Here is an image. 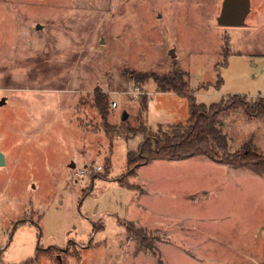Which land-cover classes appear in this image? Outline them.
Segmentation results:
<instances>
[{
  "label": "rangeland",
  "instance_id": "374dc122",
  "mask_svg": "<svg viewBox=\"0 0 264 264\" xmlns=\"http://www.w3.org/2000/svg\"><path fill=\"white\" fill-rule=\"evenodd\" d=\"M223 2L0 0V264H264V176L203 156L128 175L130 129L189 119L134 72L183 71L199 104L264 102V0L240 27ZM221 118L230 152L264 157V117Z\"/></svg>",
  "mask_w": 264,
  "mask_h": 264
},
{
  "label": "trees",
  "instance_id": "16d2710c",
  "mask_svg": "<svg viewBox=\"0 0 264 264\" xmlns=\"http://www.w3.org/2000/svg\"><path fill=\"white\" fill-rule=\"evenodd\" d=\"M186 75L177 70L164 75L152 72L132 74L137 83L153 80L157 92L175 93L186 98L189 103V119L184 124H173L166 128L159 126L157 131L146 125H141L136 130L130 129L134 135L141 134L143 139L137 151L128 153V175H136L137 169L147 162L181 161L203 156L235 169H247L264 176V157L253 150L250 144H246L240 151L230 152L229 137L224 132L221 118L230 110L239 108L249 119L264 117V102L260 101L252 106L246 98L234 95L209 106L199 104L195 96L196 90L185 81ZM221 84L222 81L219 80L217 88ZM95 103L100 113L106 116L108 96L99 95ZM125 186L134 187L127 182Z\"/></svg>",
  "mask_w": 264,
  "mask_h": 264
},
{
  "label": "water",
  "instance_id": "95a60500",
  "mask_svg": "<svg viewBox=\"0 0 264 264\" xmlns=\"http://www.w3.org/2000/svg\"><path fill=\"white\" fill-rule=\"evenodd\" d=\"M250 12L251 0H224L217 21L218 24L223 27L244 26ZM128 116V112L124 111L122 114V120L126 121ZM5 164V155L0 150V167L4 166Z\"/></svg>",
  "mask_w": 264,
  "mask_h": 264
},
{
  "label": "crops",
  "instance_id": "0c3cea01",
  "mask_svg": "<svg viewBox=\"0 0 264 264\" xmlns=\"http://www.w3.org/2000/svg\"><path fill=\"white\" fill-rule=\"evenodd\" d=\"M252 6V5H251ZM117 107V106H116ZM0 150L2 151V149L0 148ZM3 153H4V155H5V160H6V164H7V155H6V153L4 152V151H2ZM83 158V157H82ZM83 161L85 160L84 158L82 159ZM187 160V159H186ZM189 160V159H188ZM181 161H184V160H181ZM85 162H87V159L85 160ZM88 163V162H87ZM147 163H149V162H147ZM146 163V164H147ZM6 164L4 165V166H2V167H5L6 166ZM70 165L69 166H71V167H73V168H75L76 167V163L74 162V160L73 161H71V163H69ZM102 167V166H101ZM95 167H93V169H94ZM94 171H95V169H94ZM102 171H103V169H102ZM96 172V171H95ZM97 173V172H96Z\"/></svg>",
  "mask_w": 264,
  "mask_h": 264
},
{
  "label": "built area",
  "instance_id": "2783aa9c",
  "mask_svg": "<svg viewBox=\"0 0 264 264\" xmlns=\"http://www.w3.org/2000/svg\"><path fill=\"white\" fill-rule=\"evenodd\" d=\"M113 106L116 107L117 104L114 103ZM94 169H95V171H96L97 173H99V172L102 171V167H101V166H96ZM84 174H85V170H81L80 172H78L77 175H78V176H82V175H84Z\"/></svg>",
  "mask_w": 264,
  "mask_h": 264
}]
</instances>
